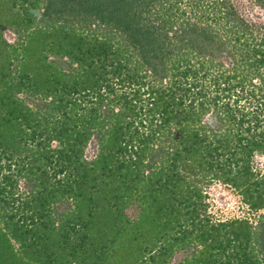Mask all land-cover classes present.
Segmentation results:
<instances>
[{
  "label": "trees",
  "instance_id": "trees-1",
  "mask_svg": "<svg viewBox=\"0 0 264 264\" xmlns=\"http://www.w3.org/2000/svg\"><path fill=\"white\" fill-rule=\"evenodd\" d=\"M257 158L264 0H0V264H264Z\"/></svg>",
  "mask_w": 264,
  "mask_h": 264
},
{
  "label": "rangeland",
  "instance_id": "rangeland-1",
  "mask_svg": "<svg viewBox=\"0 0 264 264\" xmlns=\"http://www.w3.org/2000/svg\"><path fill=\"white\" fill-rule=\"evenodd\" d=\"M6 36L13 40L9 33ZM256 162L260 167L264 163L263 158H257ZM210 210L214 214V217H233V216H248L250 221L256 223L257 216L264 211L257 213H251L247 211V206L241 201L240 197L231 189L224 187L220 184H212L208 189ZM182 256V253H177L175 258L178 259ZM174 259V258H173Z\"/></svg>",
  "mask_w": 264,
  "mask_h": 264
}]
</instances>
